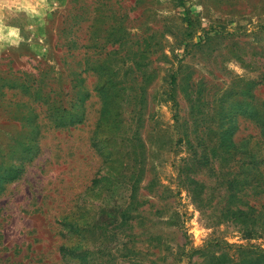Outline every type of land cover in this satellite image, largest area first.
I'll list each match as a JSON object with an SVG mask.
<instances>
[{
	"label": "rangeland",
	"instance_id": "obj_1",
	"mask_svg": "<svg viewBox=\"0 0 264 264\" xmlns=\"http://www.w3.org/2000/svg\"><path fill=\"white\" fill-rule=\"evenodd\" d=\"M30 85L59 95L63 127L35 116ZM255 105L264 0H0V176L22 167L0 194V264H79L62 243L91 264H205L211 239L264 248V230L217 223L228 193L207 172L200 211L175 170L217 125L255 133ZM62 216L80 232L62 239Z\"/></svg>",
	"mask_w": 264,
	"mask_h": 264
},
{
	"label": "trees",
	"instance_id": "obj_2",
	"mask_svg": "<svg viewBox=\"0 0 264 264\" xmlns=\"http://www.w3.org/2000/svg\"><path fill=\"white\" fill-rule=\"evenodd\" d=\"M189 27L190 23L187 22V28ZM172 81L174 82V78ZM21 88L35 90L34 100L39 106V113L35 112V116L43 114L55 127L64 126L66 116H63L62 112L65 108H62L56 92L50 89L45 91V86L43 91L38 86L32 85ZM49 91L52 92L51 95ZM169 95L174 106L173 93ZM103 98L108 97L103 95ZM249 112L251 117L248 119L255 133H248L234 140L238 127H233L234 129L228 133L223 125H217L220 131L210 134L207 139L199 135L194 137L190 144L189 155L178 159L175 170L180 182L178 186L185 189L200 211L213 202L207 193L204 181L197 178L201 170L207 172L208 176L214 180L216 188L221 187L228 193L225 206L218 207L220 211L217 215V223H231L240 232L253 234L264 230V106L255 105ZM173 118L175 121L178 120L176 112ZM71 124H73L72 121H69L66 125ZM183 136L186 138V133ZM98 143L99 141L92 137L95 152L103 157L104 154ZM21 173V166L13 165L6 168L0 176V194L4 185L18 179ZM55 223L62 239H65L69 233L80 232L78 221L72 217H58ZM207 244L218 248L216 250L219 254L211 251L206 255L205 264H264V248L259 246L228 244L218 239L208 240ZM58 253L62 260L77 259L79 264L92 263L90 252L82 249L80 245L72 246L62 243Z\"/></svg>",
	"mask_w": 264,
	"mask_h": 264
}]
</instances>
